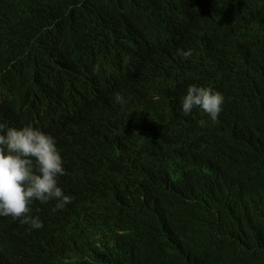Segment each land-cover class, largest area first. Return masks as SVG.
Returning a JSON list of instances; mask_svg holds the SVG:
<instances>
[{
	"label": "trees",
	"instance_id": "obj_1",
	"mask_svg": "<svg viewBox=\"0 0 264 264\" xmlns=\"http://www.w3.org/2000/svg\"><path fill=\"white\" fill-rule=\"evenodd\" d=\"M222 15L230 16L226 28L190 41L168 98L172 110L187 85H213L224 96L221 119L152 123L140 84L166 83L176 24ZM151 53L156 64L138 67ZM111 111L142 113L148 140L111 146L99 121ZM0 122L51 134L64 170L79 140L102 152L66 217L49 203L30 204L42 222L45 208L51 229L17 230L13 240L0 227L4 249L20 262L82 264L63 240L67 220L122 230L103 264H264V0H0ZM49 239L38 253L36 243Z\"/></svg>",
	"mask_w": 264,
	"mask_h": 264
},
{
	"label": "clouds",
	"instance_id": "obj_2",
	"mask_svg": "<svg viewBox=\"0 0 264 264\" xmlns=\"http://www.w3.org/2000/svg\"><path fill=\"white\" fill-rule=\"evenodd\" d=\"M229 18L228 15H222L201 23L176 24L175 28L181 34V38L173 46L166 83L159 87L148 82L140 84L152 100V123L165 120L170 115L179 121L193 117H201L211 122L221 119L224 96L213 85H187L184 94L172 110L168 108V98L179 86L174 72L192 55V49L188 48L190 41L198 33L223 30ZM102 58H107L105 49ZM154 60L155 56L151 53L138 67L142 64L155 65L156 63L152 62ZM114 100L123 102L119 93L114 94ZM141 117L140 112L138 119H131L121 112L111 111L103 115L99 121L107 130L111 146L118 141L138 145L146 142L153 131L150 124ZM87 121L82 120L83 130ZM118 129L125 131L121 140L117 133ZM73 149L76 153V162L64 170L62 156L51 134L32 124L16 127L0 122V227L5 236L15 240L18 236L17 230L51 229L45 222L50 216H44L45 208L39 207L43 222L30 214L29 206L33 200H39L42 204L49 203L54 206L53 210L63 209L61 214L66 217L65 206L85 187V169L102 154L96 146L81 140ZM62 178L66 182V188L63 190L59 184ZM23 223L30 229H25ZM66 223L68 228L63 240L80 252L82 264H103L106 258H109L112 247L119 244L123 234L121 229L110 222L95 229L70 226L67 220ZM5 236H0V264H29L20 262L21 255L15 249H11L12 252L4 249ZM50 240L36 243L35 248L39 249L37 252L40 253Z\"/></svg>",
	"mask_w": 264,
	"mask_h": 264
}]
</instances>
